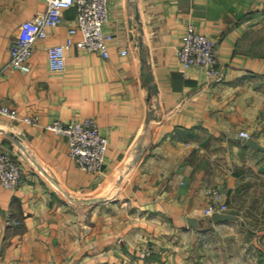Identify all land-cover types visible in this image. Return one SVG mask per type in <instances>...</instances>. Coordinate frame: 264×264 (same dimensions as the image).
I'll list each match as a JSON object with an SVG mask.
<instances>
[{
	"label": "crops",
	"instance_id": "1",
	"mask_svg": "<svg viewBox=\"0 0 264 264\" xmlns=\"http://www.w3.org/2000/svg\"><path fill=\"white\" fill-rule=\"evenodd\" d=\"M45 8L0 0V103L36 118L0 113V149L24 175L0 184V264H264V0H111L109 55L73 45L52 70L71 6L35 42L30 70L12 68L21 22ZM188 24L216 41L218 79L180 63ZM87 116L108 140L98 173L47 128ZM208 187L232 217L203 214Z\"/></svg>",
	"mask_w": 264,
	"mask_h": 264
},
{
	"label": "built area",
	"instance_id": "2",
	"mask_svg": "<svg viewBox=\"0 0 264 264\" xmlns=\"http://www.w3.org/2000/svg\"><path fill=\"white\" fill-rule=\"evenodd\" d=\"M110 1L45 0L46 8L43 13L21 22L17 34L9 44L8 65L23 72L29 71V58L34 51L35 42L45 38L47 27L59 24L63 16L62 11L71 6L75 7L76 14L74 23L69 28V36L64 42L50 45L47 49L50 69L62 70L65 67V51L73 45L84 51H94L107 57L109 44L114 39L113 34L104 29ZM76 34L80 36L75 38ZM126 53V49L121 50V54ZM177 56L183 68L198 66L204 69L208 78L220 77L216 41L207 34L198 32L192 24L187 25L186 32L181 37ZM0 113L11 119L20 118L15 108L1 103ZM20 119L27 122L36 121V118L29 116ZM47 128L66 137L68 154L79 168L92 173L102 171L108 140L100 131L94 117L87 116L68 121L55 119L47 125ZM239 137L247 139L250 134L246 130H240ZM23 177L20 163L8 151L0 149V184L15 189L20 186ZM206 193L212 197V201L204 208L205 216L226 211L227 205L222 202L221 191L208 187Z\"/></svg>",
	"mask_w": 264,
	"mask_h": 264
},
{
	"label": "water",
	"instance_id": "3",
	"mask_svg": "<svg viewBox=\"0 0 264 264\" xmlns=\"http://www.w3.org/2000/svg\"><path fill=\"white\" fill-rule=\"evenodd\" d=\"M245 143H246L247 145H251V146H253V147H255V148H260V147L258 146V144H257L252 138H247L246 141H245ZM141 149H142V146H141V144H139V145H138V151H139V153H141ZM138 158H139V155L136 157V161H137ZM212 216H213L214 220H216V221H218V220H222V219H226V218H228V217H232L230 214L223 213V212H214V213L212 214ZM190 222L192 223L193 221L190 220ZM193 223H194V222H193Z\"/></svg>",
	"mask_w": 264,
	"mask_h": 264
}]
</instances>
